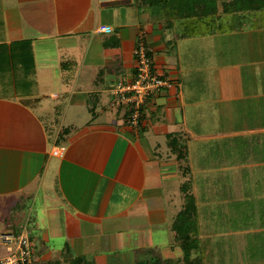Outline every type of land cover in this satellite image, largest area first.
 I'll use <instances>...</instances> for the list:
<instances>
[{"label":"crops","instance_id":"obj_1","mask_svg":"<svg viewBox=\"0 0 264 264\" xmlns=\"http://www.w3.org/2000/svg\"><path fill=\"white\" fill-rule=\"evenodd\" d=\"M209 25L134 0H0V211L10 215L0 235L30 227L34 264L66 248L86 264L177 260L169 202L182 168L170 136L188 155L194 141H228L229 156L246 144L229 169H242L249 184L264 177V27L201 28ZM140 41L169 86L146 102L135 131L127 111L109 104L113 86L135 76ZM240 195L250 197L223 218V231L237 225L216 236L217 264L264 259L240 245L257 242L254 229H241L254 193ZM205 239L203 264L213 257Z\"/></svg>","mask_w":264,"mask_h":264},{"label":"rangeland","instance_id":"obj_2","mask_svg":"<svg viewBox=\"0 0 264 264\" xmlns=\"http://www.w3.org/2000/svg\"><path fill=\"white\" fill-rule=\"evenodd\" d=\"M223 9L224 8L219 5L214 15L206 17L203 21H201L203 24L211 25L201 28L209 30L214 27H222L224 31H236L239 29L249 30L255 27H264V9L239 13H227ZM221 19L223 20L222 25L216 23V21ZM214 22L215 26L213 27L212 23ZM227 145L228 141H226L220 148L216 143L210 142L203 145L200 142H192L190 144L191 151L189 155L187 154V157L183 159L184 161L180 162L177 159L181 165L186 166L188 171L186 172L185 177L182 172L178 173V178L175 180V183L172 184L174 188L171 191L174 193L169 189V197H172V193L174 194V197H176L174 202L172 201V198L169 202L171 220L168 228L170 229L172 227L173 220L183 207L184 191L186 190L188 194L192 195L194 198L195 205L197 207L196 224L198 226V241L196 250L193 252L192 257L198 256L201 258V237H206L204 245L209 246L213 252V257H208L209 259L204 261V264H217V247L220 243L217 241L216 236H219L228 230L235 231L234 225H237V223L236 221L234 223L232 220L233 216L231 224L228 223L230 224V228L223 231L225 229L224 223L228 222L224 221L223 218L230 215V213H237L231 211V209L235 206L236 202L240 203V199H249V195L242 197L240 195V191H252L254 193L253 200L250 198L252 201L250 206L254 205V210L243 213L246 215L250 214V220L247 221L248 223L242 222L244 226H242L241 229L246 231L248 229H254L256 232L251 234V238L252 240L257 241L256 243L240 245L244 247L249 245L251 250L254 251L252 255L258 256L259 259L264 256V211H262L264 209V203L262 204V202H260L261 199L255 203L259 197H262L259 194H264V177H256V179L252 180V184H254L253 186L248 183L251 179H245L241 176V174H243L242 172H244L242 169H229V165H233V160L236 163L240 157L243 159L247 153L245 144L237 149V152L234 154L236 157L233 158V155H228ZM164 154H166V152H164ZM254 176L256 175L254 174ZM185 183L186 185L183 186ZM259 207L260 211L257 210ZM13 213L14 212H12V215ZM252 215L257 216L252 219ZM2 216H7V218H9L10 215L8 211H0V218ZM4 229L5 226L0 224V231H3ZM12 229L14 231H18L20 229L18 223H12ZM26 233L33 236V232L30 227L27 228ZM171 236L173 237V232ZM172 237L170 238L172 244H176ZM243 250L244 249H241L239 251L240 257L244 254ZM242 258H244V256ZM256 264H264V259H261V261L259 260V263Z\"/></svg>","mask_w":264,"mask_h":264},{"label":"trees","instance_id":"obj_3","mask_svg":"<svg viewBox=\"0 0 264 264\" xmlns=\"http://www.w3.org/2000/svg\"><path fill=\"white\" fill-rule=\"evenodd\" d=\"M136 6L160 7L165 16L170 19L188 20L191 24H200L204 18L216 13L221 5L227 13L259 11L264 9V0H134ZM202 24V23H201ZM170 152L183 162L187 157V147L184 141L174 136L168 138ZM178 161V162H179ZM179 162V164H180ZM185 176L188 169L180 164ZM186 183L183 185L185 186ZM184 189V187H183ZM184 204L181 211L173 220L171 230L173 241L182 251L181 258L177 260H154L138 262L136 264H203L198 256L192 257L197 247L198 226L196 224L197 207L192 195L185 190L183 193ZM34 264V263H33ZM48 264H86L85 259L74 257L66 248L59 259L50 261Z\"/></svg>","mask_w":264,"mask_h":264},{"label":"built area","instance_id":"obj_4","mask_svg":"<svg viewBox=\"0 0 264 264\" xmlns=\"http://www.w3.org/2000/svg\"><path fill=\"white\" fill-rule=\"evenodd\" d=\"M110 32V28H101ZM136 62L135 76L125 82L116 83L112 88V99L109 107L115 110H126L128 127L140 129L141 110L146 102L156 96L161 89L168 87L166 79L159 77L152 69V60L140 41L133 52ZM64 149L54 148L52 155L62 157ZM0 248L3 255L0 264H33L35 262L32 244L25 232L19 234L4 233L0 235Z\"/></svg>","mask_w":264,"mask_h":264}]
</instances>
